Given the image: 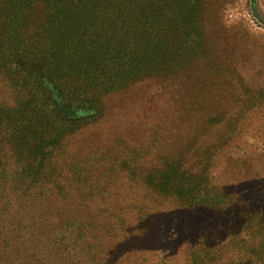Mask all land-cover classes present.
<instances>
[{
	"label": "rangeland",
	"instance_id": "374dc122",
	"mask_svg": "<svg viewBox=\"0 0 264 264\" xmlns=\"http://www.w3.org/2000/svg\"><path fill=\"white\" fill-rule=\"evenodd\" d=\"M199 2V52L103 96L98 120L37 172L5 132L14 96L0 70V264H264L242 216L190 217L170 195L177 185L204 198L209 180L247 206L264 201V0ZM31 15L47 20L42 6ZM83 180L107 187L109 210L127 222L148 209L140 231L104 229L101 194Z\"/></svg>",
	"mask_w": 264,
	"mask_h": 264
},
{
	"label": "trees",
	"instance_id": "16d2710c",
	"mask_svg": "<svg viewBox=\"0 0 264 264\" xmlns=\"http://www.w3.org/2000/svg\"><path fill=\"white\" fill-rule=\"evenodd\" d=\"M34 6H42L45 24H30ZM2 7L0 70L14 96L5 107V132L34 172L46 162L50 166L69 136L98 120L99 99L151 73L174 72L203 43L199 0H6ZM86 102L91 108H84ZM73 105L81 108L73 111ZM83 181L101 194L96 202L106 218L104 229L140 231L148 209L136 226L109 210L107 187L93 188L95 180ZM159 183V189L167 188ZM173 188L170 195L190 217L197 218L203 209L217 214L215 218L242 216L241 227L257 241L251 247L256 243L264 252V201L247 206L243 196L213 188L209 180L201 185L206 197L200 199H191L181 186ZM192 220L181 229L189 231ZM190 256L199 257L194 251Z\"/></svg>",
	"mask_w": 264,
	"mask_h": 264
}]
</instances>
